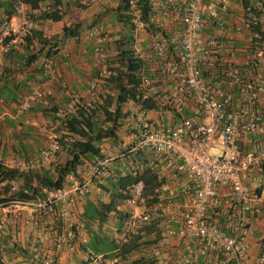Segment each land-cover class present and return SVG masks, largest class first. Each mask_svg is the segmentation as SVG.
Returning a JSON list of instances; mask_svg holds the SVG:
<instances>
[{"label": "built area", "instance_id": "2783aa9c", "mask_svg": "<svg viewBox=\"0 0 264 264\" xmlns=\"http://www.w3.org/2000/svg\"><path fill=\"white\" fill-rule=\"evenodd\" d=\"M29 4H14L19 23L0 22V82L5 74L6 53L34 28ZM129 35L135 56L142 60L140 94L127 98L120 109L118 139L110 150L85 161L60 187H43L36 200L0 203V260L11 264L1 243L6 225H17L21 217L33 227L31 251L39 257L41 246L51 249L41 264H56L57 251H75L89 234L81 225L66 223L58 228V217L68 216L76 199L93 193L96 179L104 183L108 166L117 158L157 159L170 173L156 189L154 201L146 197L139 181L125 186L128 208L119 233L121 241L138 237L146 225L155 224L160 236L152 247L158 264L170 238L183 245L173 264H190L195 258L216 255L222 264H248V217L261 214L264 223V182L251 186L264 166V0H149V12L130 0ZM93 42L99 72L89 80L85 93H73L58 117L93 107L105 97L111 57L104 44L103 24L85 32ZM65 44L58 47L66 54ZM43 76L61 89L67 83L56 73L54 61L41 57ZM50 89L32 86L18 102L17 115L34 103L49 105ZM1 102V95H0ZM155 107H150L149 103ZM66 132L52 131L32 156L6 158L0 163L24 174L45 169L53 156L68 147ZM181 177L184 182H178ZM9 193L28 188L11 180ZM262 206V207H261ZM212 215L224 224L210 221ZM175 224H170L168 221ZM259 263H264V241ZM80 264H120L117 257L102 253L87 255Z\"/></svg>", "mask_w": 264, "mask_h": 264}, {"label": "trees", "instance_id": "16d2710c", "mask_svg": "<svg viewBox=\"0 0 264 264\" xmlns=\"http://www.w3.org/2000/svg\"><path fill=\"white\" fill-rule=\"evenodd\" d=\"M20 0H0V5L4 7L5 20L9 21L15 15L14 4ZM143 10V18L149 12V0H135ZM37 14H32L31 19L35 23L49 20L59 22L63 15L62 0H25ZM116 6L112 8L115 19L127 31L116 41L117 52L111 59L109 69L113 72L108 78V90L101 102H96L93 107H81L76 114H68L58 117L61 105H58L53 95L49 96V105L44 106L34 103L30 110L22 115L26 116L42 115L48 122L62 125L65 132L70 137V144L66 148L68 158L60 163H56L53 169L45 168L30 171L24 174L18 173L15 169L8 168L0 163V203L14 200H36L42 196L43 187L57 188L64 184L66 178L85 161H90L95 157L101 156V146L105 140L116 141L118 139V128L120 123V109L127 98L136 99L140 94V72L143 67L142 60L138 59L131 48L129 35L130 20V0H117ZM4 21V20H3ZM79 24L63 27V35L45 36L40 30L32 29L30 34L22 39L15 47H11L6 53L7 67L6 72L23 73L30 68L38 71L43 76L42 66L39 63L41 57H46L55 61L58 47L62 45L65 38L78 37ZM8 58L11 60L8 61ZM39 65V68H36ZM30 80V78H29ZM20 89L19 83H7L4 81L0 86V94L5 101H14L18 104L21 96L31 89L34 85L26 83ZM20 89V90H19ZM150 107H155L154 103H149ZM0 124L1 121H0ZM29 131H34L32 127L27 129L25 137L30 135ZM23 137L16 135L15 139ZM26 146L22 145V149ZM137 160L141 161L140 156ZM260 176L264 179V166L260 171ZM11 180L20 182L28 188V192L17 190L9 193L8 183ZM141 181L144 184V193L150 197L151 201L157 198L156 189L162 183L156 170L150 166L135 168L126 171L123 175L111 176L108 178V185H102L101 189L108 194V201L100 199L85 201L83 206V218L88 222L97 221L99 224L106 222L112 215H121L118 206L126 198L124 188L126 185ZM56 221L60 228L61 220ZM64 226V225H62ZM5 229V228H4ZM3 229V230H4ZM3 233V231H2ZM93 241L98 239L95 232L92 233ZM140 237L130 238L127 241L112 243L115 248L113 257H117L120 264H157L155 257H140L129 260L132 253L136 252L142 245ZM106 241H111L106 238ZM113 241V240H112ZM153 242L155 240H152ZM4 246V245H3ZM6 250V249H5ZM95 251H99L95 249ZM0 264H4L0 260ZM190 264H200L192 261Z\"/></svg>", "mask_w": 264, "mask_h": 264}, {"label": "crops", "instance_id": "0c3cea01", "mask_svg": "<svg viewBox=\"0 0 264 264\" xmlns=\"http://www.w3.org/2000/svg\"><path fill=\"white\" fill-rule=\"evenodd\" d=\"M87 1L98 2L100 0H62L64 15L59 22L53 23L60 25L65 21L66 8L71 6H82V4H85ZM116 2L117 0H113L114 6H116ZM102 3H104V6L98 8L97 11H94L96 12V14L97 12H104L103 10H106L108 6L110 7L112 5V0H103ZM28 6L31 15L38 13L36 10H33L30 5ZM4 11V7L0 5V22L5 20ZM47 21L49 20H46L44 22ZM8 22L11 26H16L19 23V17L15 14L10 18ZM44 22H34V29L40 30L45 36H52L45 32V28L42 26ZM69 25H71V22L62 23L60 25L62 29L59 32L60 34L57 36L61 37L63 35V27ZM121 29L124 34H127V31L120 25L119 30ZM121 35H119L117 38L119 39ZM83 41L85 42L83 35L78 34V37L68 36L67 38H65V41L63 43L65 44L67 49L66 54H59L57 51V57L54 61V66L56 68L57 75L66 81L67 89H61L56 82L50 81L44 76H41L38 71L36 72V70H34L33 68H30L23 73L6 72L1 78L0 86L4 81H8L7 83H19L21 86L20 89H23L24 81L28 78V81H26V83H28L29 86L34 85L39 89H50L52 91L55 102L58 105H63L69 100L71 94L85 93L88 87L89 80L93 79V76H97L99 72V68L97 67L94 59L93 42L91 41L92 43L91 45H89L88 43H84ZM10 60L11 59L8 58V61ZM36 66V68H39V65ZM21 117L22 115H17L16 103L14 101H5L1 96L0 121L2 124H0V151L3 153V156L8 159L15 156H32L43 145V142L41 140L40 141L42 143H40L39 140H34V138H36V131L35 128H33V126L31 125L32 123H34V120H32L31 118L30 120H28L27 117H25V119H22ZM29 127H32L34 131H29L30 135L25 137L24 135L25 133H27V129ZM16 135H19L20 137L22 136L23 138L15 139ZM22 145H25L26 147L22 149ZM136 158L137 157L126 161L123 160L126 158H117L111 160L108 166L109 176L105 179V182L99 183L95 179L92 185L94 189L93 193L89 196L76 199L74 204L71 206V208H74L77 212V215H75V217L77 218L73 223L75 225L83 226V228L89 234V241L84 245H80L79 243H77L76 250L72 252L66 249L57 251L55 255L56 264H80L81 262H84L90 252L102 253L108 259H111L113 257L115 248L112 243L121 241L119 238V233L124 223V215L128 213V208L125 202L122 201L118 206L119 210L122 212L121 215H112L106 222L102 224H99L95 220L88 222L86 219H84L83 206L87 199L95 200L98 198L101 201H108V194H106L101 189V186H107L108 178L111 176L123 175L126 171H130L135 168H141L144 166H150L154 168L164 179H168L170 177V173L166 166L162 162H159L156 158H152L150 159V161L142 159L141 157V161H139ZM262 180L263 181L261 182L257 177L256 182L251 181L249 182V184L251 186H261V184H263L264 182L263 178ZM177 181L184 182L185 178L181 177ZM17 183L20 184V182ZM97 192L101 193L102 196H107V199L105 198L104 200L100 198L99 195L95 196ZM2 214L3 211L2 209H0V217L2 216ZM69 216L70 215L62 216L59 218L61 220L60 228L66 225L68 219H70ZM247 218L252 223V225H247L249 230L247 236L249 246L247 260L248 264H264L259 263L258 261L261 253L260 243L261 241H264V223L261 220V214H257L255 217L247 216ZM210 221L224 224V218L218 215H212L210 217ZM168 223L173 225L175 224V222L171 220L168 221ZM155 224L146 225L141 229L139 242H141L142 245L136 252L130 255L129 260H135L140 257H155L158 261L157 257L152 252V247L156 245V239L160 236L161 232L160 228L156 227ZM93 232H95L98 236V239H96L95 241H93L91 238ZM106 238L111 241H106ZM152 240L155 241L153 242ZM1 243L2 245H4V249H6L5 252L11 264H41V257L51 249L48 244H44L41 246L40 256H33V253L31 251V246L33 244V227L25 222L23 216L21 217L17 225L8 224L5 226V229L1 234ZM95 249H98L99 251L97 252L95 251ZM183 250L184 248L181 243L175 241L173 238H170L169 241H167L166 245L163 247L160 257L163 260L164 264H173L175 257L179 256L180 253L183 252ZM193 261L199 262L200 264H222L221 259L216 255H210L207 258L197 257Z\"/></svg>", "mask_w": 264, "mask_h": 264}, {"label": "rangeland", "instance_id": "374dc122", "mask_svg": "<svg viewBox=\"0 0 264 264\" xmlns=\"http://www.w3.org/2000/svg\"><path fill=\"white\" fill-rule=\"evenodd\" d=\"M103 0H100L98 2H89L87 1L85 4H82V6H71L66 8L65 12V21L62 23H69L71 22V25L74 24H78L79 23V32L78 34L80 35H84L85 32L91 28H93V26H97L98 24H103L105 27V31L107 33V41L104 44V47L106 49V51L108 52V54L110 55L111 59L115 56L117 49H116V41L118 40V36L119 35H123L124 32H122V29L119 30L120 24L118 23V21L115 19L112 8L114 7V3L112 0V5L106 8V10H103L104 12L102 13H98L96 14L98 8H101L102 6H104L102 3ZM64 10V7H63ZM61 23V24H62ZM60 24V25H61ZM60 25H57L56 23L47 21L44 22V24L42 25L45 28V32L49 35H59L60 30L62 29V27H60ZM121 35V36H122ZM120 36V37H121ZM80 42V41H79ZM84 42V41H83ZM84 43H88L89 45H91V41L90 40H85ZM97 77L96 75L93 76L92 78ZM108 90L106 89L105 94H107ZM28 118V120H30V118L32 120H34V123H32L31 125L33 126V128H35L36 131V138H34V140H41L42 142H44V139L46 138V135L49 134V132L52 131H58V132H65V129L62 125H56V123L52 124L51 122H48L47 118H44L42 115L38 114L36 116H26ZM40 141V143H42ZM117 141H110V140H105L101 146V151L102 153L106 152L107 150H110L113 146L114 143H116ZM68 158L67 155V151L66 148H62L61 151L57 152L52 160L49 162L48 167L49 169H53V167L56 165V163H60L65 161ZM123 160H129L128 158L123 159ZM127 165V164H126ZM254 177L258 179L262 182V177L259 174H254ZM255 182V180H250V182ZM253 184V183H252ZM99 195L100 198L107 199V196H102L101 193H98L95 195L97 196ZM69 218L67 223H72L74 224V220L77 218L75 217V215H77V212L75 211V209L71 208L70 209V214H69ZM76 223V222H75Z\"/></svg>", "mask_w": 264, "mask_h": 264}]
</instances>
